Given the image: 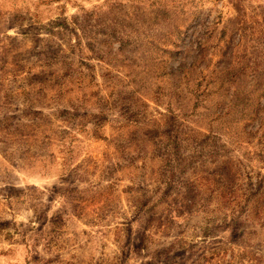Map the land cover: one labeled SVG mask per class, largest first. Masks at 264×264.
Returning a JSON list of instances; mask_svg holds the SVG:
<instances>
[{
	"label": "rangeland",
	"instance_id": "obj_1",
	"mask_svg": "<svg viewBox=\"0 0 264 264\" xmlns=\"http://www.w3.org/2000/svg\"><path fill=\"white\" fill-rule=\"evenodd\" d=\"M0 264H264V0H0Z\"/></svg>",
	"mask_w": 264,
	"mask_h": 264
}]
</instances>
